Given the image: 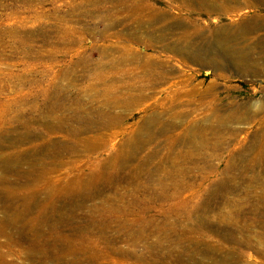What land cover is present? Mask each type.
<instances>
[{
    "label": "rangeland",
    "instance_id": "obj_1",
    "mask_svg": "<svg viewBox=\"0 0 264 264\" xmlns=\"http://www.w3.org/2000/svg\"><path fill=\"white\" fill-rule=\"evenodd\" d=\"M249 22L261 73L185 55ZM263 70L264 0H0V264H264Z\"/></svg>",
    "mask_w": 264,
    "mask_h": 264
},
{
    "label": "bare ground",
    "instance_id": "obj_2",
    "mask_svg": "<svg viewBox=\"0 0 264 264\" xmlns=\"http://www.w3.org/2000/svg\"><path fill=\"white\" fill-rule=\"evenodd\" d=\"M261 23L263 24V21H261ZM257 24H260L259 22L257 23H254V22H249V23H246V24H242V23H239L235 26V30L232 31V32H225V31H222L221 29H216L215 30V33H214V37H215V40H216V45L215 47L219 50L218 53H214V52H210L208 51L207 53H203V54H200L198 53L199 51H197V49H199L200 46H192L189 48V50L185 53V55L190 58L191 60L193 61H197L203 65L205 64H211V65H214V66H220V59H223L225 57H227L230 61H234L236 64H238L239 66H244V67H250L254 73L258 74V73H261V69L259 68V62H257V60H253L251 58V54L249 52L245 53L244 49L245 48H239L237 45L235 44H228L227 42H229V38L232 37L234 34L236 35H240V37L242 38L246 33H248L247 31H249L252 27H256ZM177 51H181V49H177ZM123 53V52H122ZM217 57V58H216ZM122 59V58H121ZM116 61V60H115ZM114 61V62H115ZM117 62V61H116ZM125 62V61H124ZM151 61L148 62V64H150ZM114 64V63H112ZM151 65V64H150ZM252 65V66H251ZM148 68V67H147ZM150 69V68H149ZM264 71V70H263ZM121 73H123L122 71H120ZM126 72V71H125ZM148 72V71H147ZM146 72V73H147ZM113 73V72H112ZM129 76V75H128ZM141 76V75H140ZM122 77V76H120ZM148 77V76H147ZM130 78V77H129ZM141 78V77H140ZM159 78V76H158ZM160 78H165V76H162L160 75ZM160 79V80H161ZM140 80V79H139ZM143 80V79H142ZM159 80V79H157ZM127 81V80H126ZM159 82V81H158ZM142 85V84H141ZM114 87V86H112ZM107 89V88H106ZM112 89V88H111ZM109 90V88H108ZM120 90V89H119ZM110 91V90H109ZM112 91V90H111ZM110 93V92H109ZM114 93V92H112ZM117 94V93H116ZM115 94V95H116ZM130 94V93H129ZM132 94V93H131ZM133 95V94H132ZM143 96V95H142ZM141 95H137L134 97L133 96H127L129 97V100L130 101H127L125 104L128 105L129 102H131L132 100H138L140 99V97H142ZM117 97V96H116ZM133 97V99H132ZM109 98V97H108ZM119 98V97H118ZM120 99V98H119ZM124 99V98H123ZM110 100V99H109ZM121 101V100H120ZM105 103V102H104ZM122 103V102H121ZM247 103V102H246ZM58 104V103H57ZM107 104V103H106ZM109 105V104H108ZM249 113V112H248ZM248 113H246V111L242 112V114L237 115L236 114H227V116L225 117H221V116H217L216 115V120H215V125L212 126V129H215V130H219L221 127L224 126L225 123H228V122H231V121H237V120H241L243 118H246ZM74 115V114H73ZM78 116V115H77ZM84 117V116H83ZM120 119H121V115L120 114H112L108 117V121L106 122V126L111 130L113 128H115L117 126V124L120 122ZM107 120V119H106ZM157 120V117L153 116V119H150V117H146L144 118L143 122L140 123L139 127L142 128V124H150L151 121H155ZM205 119H203L204 121ZM209 125V119H206L205 120ZM172 122V121H171ZM70 123V122H69ZM76 123V122H75ZM192 122H190V125H189V129H192L194 130L195 132H198V129L200 127H198V124L196 125H191ZM176 124H173L172 126H175ZM127 128V127H126ZM125 128V129H126ZM130 128V127H129ZM210 128V127H209ZM134 130V129H133ZM127 131V130H126ZM119 132V131H118ZM128 133V131H127ZM191 133V132H190ZM110 134V137H115V132L112 131ZM108 134V135H109ZM107 136V135H106ZM132 136V135H131ZM196 136V134H195ZM201 137V136H200ZM198 138V137H197ZM202 138V137H201ZM113 141V139L111 140ZM202 141V140H200ZM98 142V141H97ZM106 142V141H105ZM195 142V141H194ZM92 143V141L90 139H85L84 140V144H90ZM114 143V142H113ZM112 143V144H113ZM115 145V144H114ZM121 145V149H120V152L119 153H116V155L112 156L114 158H116L118 161H130L132 159V157H134L136 155V153L139 151V149L142 147V139L140 138V136H135L133 139H127V140H124L122 141V143H120ZM171 151V150H170ZM7 156V155H6ZM23 158V155L22 153H15V154H12V157L8 158V157H4L3 155H0V161L5 163V162H8L9 159L11 160H15V159H21ZM108 161V160H107ZM9 163V162H8ZM8 163L6 165H8ZM122 163V162H121ZM125 163V162H123ZM105 164V163H104ZM170 164H174V162H170ZM122 165V164H121ZM128 167V166H127ZM136 167V166H135ZM5 168V167H4ZM121 169V167H120ZM130 169V168H128ZM139 169V168H138ZM151 170V169H150ZM173 171L175 169H172ZM106 172V171H105ZM172 172V171H170ZM115 173V172H114ZM121 173V172H120ZM104 174V173H103ZM107 174V172H106ZM137 175V174H136ZM139 175V174H138ZM91 177V175H90ZM130 177V176H129ZM150 177V176H149ZM136 178V177H135ZM185 178V177H184ZM33 179H36V178H33ZM114 179V177H113ZM85 180V179H84ZM180 180V179H179ZM89 181V180H88ZM51 184V183H50ZM107 184V183H106ZM94 185V184H93ZM106 186V185H105ZM147 187V186H146ZM145 186H142L143 189L146 188ZM138 188V187H137ZM170 188H171V185H170ZM174 188V187H173ZM160 193H166L167 191V187L164 186L163 184L160 186ZM175 190V189H174ZM141 191V190H140ZM159 193V192H158ZM8 196V195H7ZM93 196V195H92ZM157 196V195H155ZM259 197V196H258ZM261 198V197H260ZM158 198H152V199H148L149 201H144V203H149V202H154L155 200H157ZM160 199V198H159ZM78 200V199H77ZM260 200V199H259ZM30 201V200H29ZM74 201V200H73ZM263 201V200H261ZM159 202V200H158ZM161 202V201H160ZM159 202V203H160ZM31 203V201H30ZM70 204V203H69ZM83 204V203H82ZM37 205V204H36ZM81 205V204H80ZM63 207V206H62ZM68 208V207H67ZM263 210V209H261ZM65 211V210H64ZM260 211V209H259ZM59 212V211H58ZM258 214L261 213V212H257ZM17 214V213H16ZM74 215V213H73ZM56 216V215H55ZM263 216V215H262ZM71 217V216H70ZM259 217V216H258ZM60 218V217H59ZM261 218V217H260ZM156 219V218H155ZM259 218H257L258 220ZM10 220V219H8ZM127 220V219H126ZM19 221V220H18ZM24 221V220H22ZM27 221V220H26ZM259 221V220H258ZM21 222V221H20ZM260 222V221H259ZM11 223V222H10ZM148 223L149 221H145L143 222L142 220L140 221L139 218L138 219H135L134 221H132V223H128V222H125V226H132L133 229L135 231L132 230V232L129 234L131 237L133 236H141V234H143V231L144 229L148 226ZM123 226V227H125ZM169 226V225H168ZM4 227V226H3ZM109 227V226H108ZM111 227V226H110ZM113 227V226H112ZM117 227V226H116ZM27 228V227H26ZM28 229V228H27ZM33 229V227H29V231L32 232L31 230ZM113 229V228H112ZM122 229V228H121ZM169 229V228H168ZM117 230V229H116ZM61 232V231H60ZM112 232V231H111ZM29 233V232H28ZM9 234V233H8ZM33 235V234H32ZM64 235V234H63ZM69 235V234H68ZM73 235V234H72ZM173 235V234H172ZM66 236V235H65ZM75 236V234H74ZM78 236V235H77ZM171 236V235H170ZM226 238H227V233L225 234ZM34 237V236H33ZM224 237V236H223ZM66 238V237H65ZM68 238V237H67ZM112 238V237H111ZM85 239V238H84ZM259 241V240H258ZM39 242V241H38ZM44 243V242H43ZM40 244V243H39ZM139 244V243H138ZM163 245V244H162ZM113 247V246H112ZM70 248V247H69ZM259 248V247H257ZM99 249V248H98ZM111 249V248H110ZM126 249V248H125ZM184 249V248H183ZM225 249V248H224ZM58 250V249H57ZM121 250V249H119ZM118 250V251H119ZM221 250V249H220ZM63 251V250H62ZM161 251V250H160ZM193 251V250H192ZM88 252V251H87ZM86 252V253H87ZM112 252V251H111ZM168 252V251H167ZM221 252V251H220ZM70 253V252H69ZM85 253V252H84ZM165 253V252H164ZM184 253V252H183ZM237 253V251H236ZM72 254V253H71ZM121 254V253H120ZM160 254V253H159ZM166 254V253H165ZM224 254V253H223ZM51 255V254H50ZM63 255V254H62ZM88 255V254H87ZM124 255V254H123ZM170 255H171V252H170ZM181 255V254H180ZM212 255V253H211ZM229 255V254H228ZM226 255V256H228ZM64 256V255H63ZM160 256V255H159ZM214 256V255H213ZM230 256V255H229ZM244 256V255H243ZM122 257V256H121ZM177 257V256H176ZM220 257V256H219ZM165 258V257H164ZM170 258V257H169ZM166 259V258H165ZM172 259V258H171ZM174 259V258H173ZM179 259V258H178ZM206 259V258H205ZM211 259V258H210ZM242 259V258H241ZM90 260V259H89ZM170 260V259H169ZM175 260V259H174ZM213 260V259H212ZM54 261V260H53ZM171 261V260H170ZM264 261V260H263ZM50 262V261H49ZM62 262H63V258H62ZM76 262V261H74ZM90 262V261H89ZM176 262V261H175ZM181 262V261H180ZM199 262V261H198ZM211 262V261H209ZM231 262V261H230ZM58 263V262H57ZM88 263V262H87ZM163 263V262H162ZM171 263V262H170ZM178 264V263H177ZM185 264V263H183ZM201 264H205V262H202ZM210 264H216V263H210Z\"/></svg>",
    "mask_w": 264,
    "mask_h": 264
}]
</instances>
